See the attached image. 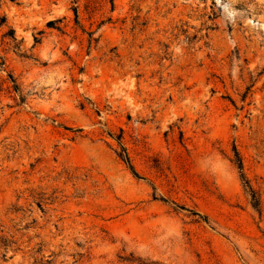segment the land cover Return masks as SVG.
I'll return each instance as SVG.
<instances>
[{"label":"rangeland","instance_id":"374dc122","mask_svg":"<svg viewBox=\"0 0 264 264\" xmlns=\"http://www.w3.org/2000/svg\"><path fill=\"white\" fill-rule=\"evenodd\" d=\"M0 21V264H264V0Z\"/></svg>","mask_w":264,"mask_h":264},{"label":"trees","instance_id":"16d2710c","mask_svg":"<svg viewBox=\"0 0 264 264\" xmlns=\"http://www.w3.org/2000/svg\"><path fill=\"white\" fill-rule=\"evenodd\" d=\"M74 14L76 15V10L73 9ZM1 24L3 21H0ZM52 24V23H51ZM13 31V30H12ZM10 78L11 75H9ZM14 83H13V90L14 91H19L18 86L16 85L15 81L13 79H11ZM234 154H235V164L239 170L240 173V177L241 180L244 184V186L247 188L248 192H249V196H250V200H251V204L253 206V208H255L258 212L261 211L260 208V201L257 195V192L253 189V187L250 185L249 181L247 180V178L245 177V174L243 172V164H242V160L237 152L236 149H234ZM117 155L118 157L126 164L127 168L130 170V172L136 176V177H140L136 171V169L134 168V165L132 164L129 155L127 154L125 148L120 145V149L117 151ZM3 246L7 247L6 244H4Z\"/></svg>","mask_w":264,"mask_h":264}]
</instances>
